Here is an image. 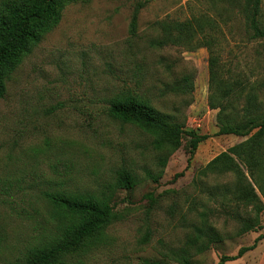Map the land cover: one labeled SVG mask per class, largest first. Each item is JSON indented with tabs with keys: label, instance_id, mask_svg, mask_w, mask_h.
I'll return each mask as SVG.
<instances>
[{
	"label": "rangeland",
	"instance_id": "rangeland-1",
	"mask_svg": "<svg viewBox=\"0 0 264 264\" xmlns=\"http://www.w3.org/2000/svg\"><path fill=\"white\" fill-rule=\"evenodd\" d=\"M137 2L144 7L133 37L130 22ZM244 4L79 0L66 6L59 24L23 57L0 98V264L22 257L46 225L44 190L99 194L121 168L130 169L139 183L116 191L104 236L69 255L70 264H182L173 252L186 247L194 225L204 222L222 238L205 252L192 251L190 262L219 264L223 255L237 254L264 233V210L256 229L240 233L242 218L254 219L255 210L223 194L225 186L238 183V174L206 169L213 158L250 136L217 134L219 108H211L209 100H221L223 81L243 84L241 93L231 97L226 120L264 116V37H251ZM260 5L264 27V0ZM188 19L196 26L193 36L151 46L150 40L165 38L163 22ZM183 75L194 78L193 92H170ZM127 87L184 121L186 129L210 135L190 164V137L184 134L163 176L155 181L148 175L159 170L161 152L153 147V137L108 114L109 99ZM224 264H264V238Z\"/></svg>",
	"mask_w": 264,
	"mask_h": 264
},
{
	"label": "trees",
	"instance_id": "trees-1",
	"mask_svg": "<svg viewBox=\"0 0 264 264\" xmlns=\"http://www.w3.org/2000/svg\"><path fill=\"white\" fill-rule=\"evenodd\" d=\"M76 1L79 0H0V98L5 96L7 81L23 57L33 50L44 34L59 24L66 6ZM260 4L261 0H246L244 4L243 14L252 38L264 37V27L259 21L262 9ZM143 7L142 2L135 5L130 22V34L133 37L137 34L139 13ZM163 23L165 38L150 40L153 47L172 41L181 43L193 36L196 30L194 22L190 19ZM222 84L221 100H209L211 108H219L220 123L217 134L250 136L244 142L229 148V151L213 158L206 169L217 168L222 172L228 170L238 174V183L234 188L225 186L223 194H233L239 201L249 202L254 206L255 218H242L240 233H244L260 225V214L264 210V116L249 114L240 120H226L224 116L232 104L231 97L241 93L243 88L239 86L243 84L239 80H225ZM169 90L177 94L192 93L194 78L183 75ZM108 105V114L112 118L134 124L153 137V147L161 152L157 157L159 170L156 173L148 171V175L155 181L163 176L168 157L181 146L184 134L190 137V155L187 158L189 164L199 144L210 137L209 134H201L195 129H186L184 121L162 111L154 106L150 98L129 87L115 93L109 99ZM233 155L246 166L248 174ZM182 173H177L175 177ZM138 183L137 176L130 169L121 168L117 171L115 182L108 184L99 194L67 189L44 190L42 195L48 205L45 212L46 225L39 229L34 242L13 264H70L67 260L69 255L98 244L104 236L105 229L112 220L110 200L116 191L133 188ZM202 215L205 216V213ZM221 238V233L213 226L205 222L195 224L194 235L188 240L187 246L174 251L173 255L178 262L191 264L192 251L205 252ZM263 238L264 233L259 235L254 243L242 246L237 254L223 255L218 263L224 264L242 257L247 251L254 249ZM145 264L160 263L147 261Z\"/></svg>",
	"mask_w": 264,
	"mask_h": 264
}]
</instances>
